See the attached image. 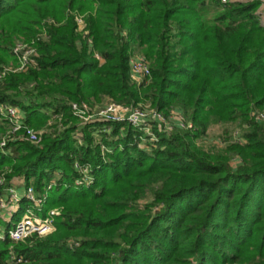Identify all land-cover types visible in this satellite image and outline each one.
Returning a JSON list of instances; mask_svg holds the SVG:
<instances>
[{
    "label": "trees",
    "instance_id": "obj_1",
    "mask_svg": "<svg viewBox=\"0 0 264 264\" xmlns=\"http://www.w3.org/2000/svg\"><path fill=\"white\" fill-rule=\"evenodd\" d=\"M19 39L36 49L35 65L4 75L0 104L43 134L39 145L0 148V196L23 179L45 194L42 215L60 213L45 238H0V264H264V123L252 116L264 112L262 0H0V70L16 65ZM134 51L150 65L140 83ZM106 99L177 110L193 129L155 131L142 148L128 124L81 125L72 113ZM227 124L243 142L198 145ZM79 168L88 185H75ZM28 207L0 217V234Z\"/></svg>",
    "mask_w": 264,
    "mask_h": 264
},
{
    "label": "built area",
    "instance_id": "obj_2",
    "mask_svg": "<svg viewBox=\"0 0 264 264\" xmlns=\"http://www.w3.org/2000/svg\"><path fill=\"white\" fill-rule=\"evenodd\" d=\"M222 3H227L230 0H221ZM263 7H264V0ZM78 31H83L84 23L80 17L76 18ZM86 34V33H85ZM13 57L16 59V65L3 67L0 70V80L8 72L12 73H25L28 69L35 65V57L37 51L32 43L16 42L10 49ZM97 59L99 57L95 55ZM129 73L132 81L140 83L150 75L149 61L142 55H132L128 61ZM72 113L79 120H82L85 124L93 123H108V124H120L126 123L132 128L143 133V136H139L140 140L148 142H156L157 137L155 131L171 133L174 130H192L193 125L189 122L181 112L177 110H170L167 115L151 108L149 105L127 107L121 104L115 103L110 99L104 100L101 104H95L90 106L88 104H72ZM254 120L258 123H264V112H255L252 114ZM0 126L6 127V132L0 138V148L3 153L4 148L9 143L16 142H28L33 145H39L43 131H36L30 129L25 124V112L16 106H10L7 104H0ZM144 137V138H143ZM78 143H80V137H76ZM242 141L240 138H236L235 141ZM243 142V141H242ZM219 144V143H218ZM103 150V147L101 148ZM77 167V164H74ZM83 175L82 180H78L75 185L82 186L88 185L91 181L88 177V168H79ZM5 182V173L0 174V185ZM54 183H50L47 186L49 190ZM22 192H18L15 185H9L5 188L0 196V213L6 209L17 211L18 204L24 199L30 207L26 209L21 218L14 224V226L5 233L0 234L2 239L7 236L13 243L27 242L31 238L37 239L45 238L55 231L54 219L59 215L60 211L50 210L45 215L38 216L37 213L41 212V207L46 199V196L36 192L31 186H22ZM11 213V214H12ZM10 214V213H9ZM11 214L8 215L9 219ZM1 217V216H0ZM4 218V217H3ZM14 259V258H13ZM16 263L21 262V259L15 260Z\"/></svg>",
    "mask_w": 264,
    "mask_h": 264
},
{
    "label": "rangeland",
    "instance_id": "obj_3",
    "mask_svg": "<svg viewBox=\"0 0 264 264\" xmlns=\"http://www.w3.org/2000/svg\"><path fill=\"white\" fill-rule=\"evenodd\" d=\"M81 18V17H80ZM82 19V18H81ZM16 42H24L23 39H19V40H16L13 44H15ZM133 55H141V53L137 52V51H134ZM10 66H14V65H10ZM81 122V125H87L85 124L82 120H79ZM30 129H34L33 127H30ZM35 130V129H34ZM38 131V130H36ZM241 136V128L238 127L236 124H227V125H210L205 133V135L198 139L197 140V143L198 145H201L203 148H206L208 149L209 147H211L212 145H215V144H218V143H221L222 146L224 145V142L226 141H235L236 138H239ZM76 137H80V143H77L78 145H81L83 143V132H81L80 130H76L73 134V138L75 139ZM93 137H94V142L93 144H99L100 143V138H99V132H94L93 133ZM144 138V137H143ZM77 141V140H76ZM145 143V140H141L139 145L140 147H144V144ZM220 144V145H221ZM221 146V147H222ZM102 151H105L104 148ZM18 179H15L13 185H15V182L17 181ZM22 180V181H21ZM21 183H22V186L24 185V180L21 179ZM19 181V180H18ZM55 181H56V178L52 180V183L55 184ZM53 184V185H54ZM52 185V186H53ZM31 186V185H30ZM34 190L35 188L33 186H31ZM36 191V190H35ZM37 192V191H36ZM39 193V192H38ZM40 194H43L45 195L44 193H40ZM20 204V203H19ZM19 204H18V207H19ZM18 209V208H16ZM42 209V207H41ZM59 210V208H53V209H49L50 210ZM14 210V208H13ZM10 208L9 209H6L5 211L1 212L0 213V216L2 219H5V220H9L7 219L12 211ZM48 212V211H47ZM10 213V214H9ZM16 213V211L14 212ZM12 213V214H14ZM11 214V215H12ZM38 216H43L41 212L37 213ZM4 217V218H3Z\"/></svg>",
    "mask_w": 264,
    "mask_h": 264
},
{
    "label": "crops",
    "instance_id": "obj_4",
    "mask_svg": "<svg viewBox=\"0 0 264 264\" xmlns=\"http://www.w3.org/2000/svg\"><path fill=\"white\" fill-rule=\"evenodd\" d=\"M19 180V181H18ZM16 182H15V186L17 187V190H18V192H22V190H23V187H22V183H21V179H18ZM21 180V181H20ZM14 183V182H13Z\"/></svg>",
    "mask_w": 264,
    "mask_h": 264
}]
</instances>
